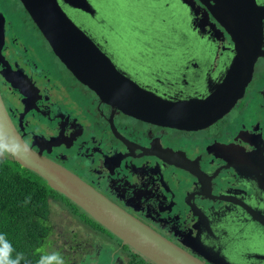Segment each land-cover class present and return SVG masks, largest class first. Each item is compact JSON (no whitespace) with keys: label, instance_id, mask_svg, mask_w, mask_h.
Returning <instances> with one entry per match:
<instances>
[{"label":"flooded vegetation","instance_id":"1","mask_svg":"<svg viewBox=\"0 0 264 264\" xmlns=\"http://www.w3.org/2000/svg\"><path fill=\"white\" fill-rule=\"evenodd\" d=\"M194 1L193 11L182 0H88L93 12L63 7L127 77L181 104L222 92L235 55L225 28ZM59 2L0 0V92L28 145L205 264H264V17L262 54L242 94L212 123L188 128L137 118L82 83L27 7L43 3L50 14ZM255 2L264 14V0ZM73 83L84 87L72 96L75 105L83 98L92 107L96 99L103 124L55 108L58 87ZM236 113L239 121H225ZM84 131L88 140L76 147ZM65 197L51 202L62 210L69 239L59 246L50 214L42 252L59 251L65 264H160ZM72 224L78 228L69 232Z\"/></svg>","mask_w":264,"mask_h":264},{"label":"water","instance_id":"2","mask_svg":"<svg viewBox=\"0 0 264 264\" xmlns=\"http://www.w3.org/2000/svg\"><path fill=\"white\" fill-rule=\"evenodd\" d=\"M182 1L190 3L189 0ZM60 2L59 11L50 14L43 11V3L32 7L27 4V7L70 71L103 101L137 118L176 123L188 128H199L212 123L225 114L242 94L244 86L252 78L254 63L262 54L264 14L255 0H200L235 42L231 72L227 82L220 86L222 92L217 91L204 101L170 103L142 89L127 77L63 7L68 5L93 12L88 0ZM191 9L194 10L193 7ZM239 87L243 88L238 93ZM190 106L196 107L191 109ZM0 140L9 146L10 150L6 152L18 163L39 174L51 188L70 198L99 223L160 264H205L164 239L80 176L30 147L16 129L1 92ZM217 176L215 174L208 177V182L214 181ZM221 180L216 185H220ZM199 187L201 190L203 187L204 192L211 191V186Z\"/></svg>","mask_w":264,"mask_h":264},{"label":"trees","instance_id":"3","mask_svg":"<svg viewBox=\"0 0 264 264\" xmlns=\"http://www.w3.org/2000/svg\"><path fill=\"white\" fill-rule=\"evenodd\" d=\"M5 154L8 157L0 156V233L6 234L16 252L23 253L22 264H36L49 237L51 200L65 196Z\"/></svg>","mask_w":264,"mask_h":264},{"label":"rangeland","instance_id":"4","mask_svg":"<svg viewBox=\"0 0 264 264\" xmlns=\"http://www.w3.org/2000/svg\"><path fill=\"white\" fill-rule=\"evenodd\" d=\"M189 1H190V3L188 5H190L191 7H193L195 9V7H194V5L196 6L195 1L194 0H189ZM9 10L12 13L17 14L20 17L21 14L15 5H11ZM20 40H21V38H20ZM26 44H30V43L27 42ZM55 62L57 63L58 61L55 59ZM62 81H63V79L59 77V82H62ZM59 87H58V91L57 90L56 91H57L58 95L60 94V96H59L60 99L55 98V103H54L55 108H61L62 111L67 116L72 115L73 117H78L79 119H82V120H84L83 117L78 115L77 113H81V114L85 115L86 117H87V113H88L90 115V117L95 120L96 125H100V124H103L105 122L104 118L102 116H100V113L98 110V107L100 106V104L96 101V99L93 98L92 107H90L89 105L86 106L84 101H83V98L81 99V104L79 106L75 105L74 100L72 99V96L77 94V93H82V89L84 88L82 85H80L78 83H73L69 86V88L66 91L63 88H61V87L59 88ZM89 108H91V109H89ZM60 112L61 111H59V113ZM238 114L239 113H236L232 117H228L225 121L226 122H228V121H230V122L239 121V119H240L239 116H236ZM101 134L102 133L100 132V137H102ZM96 135L99 137V133H96ZM84 140H86V141L88 140L86 131H84V133L81 136H79V142L76 143L75 146L78 147L79 146L78 144H81ZM88 148L90 149L89 145H88ZM2 156L8 157L5 153ZM87 164H88L89 173L93 172V169L95 166L94 160L87 162ZM96 177H99V176H96ZM51 211H52L51 212L52 220L55 222L53 225L59 231V246H62V244L65 243V241H67L69 239V236H67L64 229L61 228L63 225H65L66 222H65V220H63L62 214L60 213V212H62L61 208L54 203V200L51 202ZM58 211H59V213H58ZM65 219L67 222H70V218H68L67 216H65ZM77 228H78L77 225L72 224L69 232H71ZM43 246H41V247H43ZM43 251H45V250H43ZM103 262H104V260L102 258V261L100 262V264H102Z\"/></svg>","mask_w":264,"mask_h":264},{"label":"clouds","instance_id":"5","mask_svg":"<svg viewBox=\"0 0 264 264\" xmlns=\"http://www.w3.org/2000/svg\"><path fill=\"white\" fill-rule=\"evenodd\" d=\"M8 150H10L9 146L0 140V156ZM22 261H25L23 253L16 252L6 234L0 233V264H22ZM36 264H65V259L59 251L42 252Z\"/></svg>","mask_w":264,"mask_h":264}]
</instances>
